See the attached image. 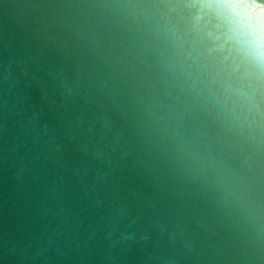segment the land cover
Here are the masks:
<instances>
[{"label": "water", "instance_id": "95a60500", "mask_svg": "<svg viewBox=\"0 0 264 264\" xmlns=\"http://www.w3.org/2000/svg\"><path fill=\"white\" fill-rule=\"evenodd\" d=\"M184 4L0 0V264H264V65Z\"/></svg>", "mask_w": 264, "mask_h": 264}, {"label": "clouds", "instance_id": "9594fccd", "mask_svg": "<svg viewBox=\"0 0 264 264\" xmlns=\"http://www.w3.org/2000/svg\"><path fill=\"white\" fill-rule=\"evenodd\" d=\"M191 43L187 74H218L217 60L264 65V0H185ZM252 13V15H249Z\"/></svg>", "mask_w": 264, "mask_h": 264}]
</instances>
